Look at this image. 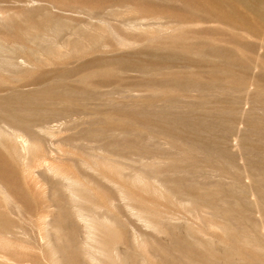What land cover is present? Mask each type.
<instances>
[{"label": "rangeland", "instance_id": "obj_1", "mask_svg": "<svg viewBox=\"0 0 264 264\" xmlns=\"http://www.w3.org/2000/svg\"><path fill=\"white\" fill-rule=\"evenodd\" d=\"M0 264H264V0H0Z\"/></svg>", "mask_w": 264, "mask_h": 264}]
</instances>
